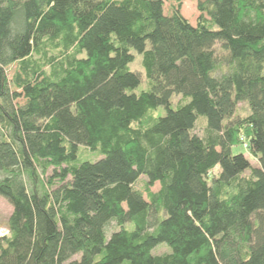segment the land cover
I'll return each instance as SVG.
<instances>
[{
    "label": "trees",
    "instance_id": "1",
    "mask_svg": "<svg viewBox=\"0 0 264 264\" xmlns=\"http://www.w3.org/2000/svg\"><path fill=\"white\" fill-rule=\"evenodd\" d=\"M166 1L0 0V264H264V0Z\"/></svg>",
    "mask_w": 264,
    "mask_h": 264
},
{
    "label": "rangeland",
    "instance_id": "2",
    "mask_svg": "<svg viewBox=\"0 0 264 264\" xmlns=\"http://www.w3.org/2000/svg\"><path fill=\"white\" fill-rule=\"evenodd\" d=\"M198 1L199 0H182L181 1V8H180V13L182 14V16L184 18H186L191 25L195 26L196 25V20L198 18V11H197V5H198ZM173 5H176V3L174 2V0H168L165 2L164 4V8H163V13L165 15H168L170 13V9ZM215 51L219 56H223L224 54L222 53V50L220 49V45L216 44L215 46ZM133 54V61L129 64V70L131 72H135L137 74H139L140 76V84L139 86L133 91L134 93L138 94L142 91L147 90L148 87V81L145 77L144 74V70L142 67V55H140L139 53L132 51ZM222 71H224L223 67H222ZM218 75H220V72H218ZM181 100V96L179 95H174L171 99V107L173 109H175L179 102ZM165 114V109L161 108L159 111V115H164ZM246 114H248V110L246 105L244 104H239L238 105V115L240 116H245ZM203 122L201 120H198L197 124H196V129L194 130L196 133H200V131L203 129ZM236 153H243L244 156H246L252 167L257 168L259 167V163L258 160L256 158L250 157L249 153L246 151V146L245 144L242 145V147L235 149ZM83 156V157H82ZM97 155H95V152H85L83 153V148H80V153H79V158L80 161H84V160H88V161H94L91 158H96ZM214 173H217V170L214 171ZM145 178L141 177L139 179V181L136 183L135 187L141 191L144 190V182H145ZM159 190V184H155L152 188L151 191L152 192H157ZM12 211V207L10 206V204L4 199V198H0V226H4L6 224V221L10 215ZM171 252V249L169 248V246H167L166 244H160L158 246H156L153 250H152V254L155 256H159V255H163V254H168Z\"/></svg>",
    "mask_w": 264,
    "mask_h": 264
},
{
    "label": "built area",
    "instance_id": "3",
    "mask_svg": "<svg viewBox=\"0 0 264 264\" xmlns=\"http://www.w3.org/2000/svg\"><path fill=\"white\" fill-rule=\"evenodd\" d=\"M6 234H7V230L0 227V236L6 235Z\"/></svg>",
    "mask_w": 264,
    "mask_h": 264
}]
</instances>
